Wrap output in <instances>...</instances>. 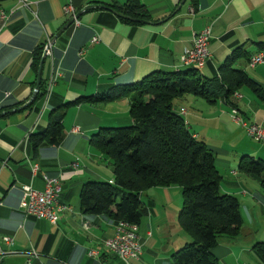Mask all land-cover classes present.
Instances as JSON below:
<instances>
[{
	"label": "crops",
	"instance_id": "0c3cea01",
	"mask_svg": "<svg viewBox=\"0 0 264 264\" xmlns=\"http://www.w3.org/2000/svg\"><path fill=\"white\" fill-rule=\"evenodd\" d=\"M115 1L124 4L127 0ZM109 2L24 0L27 6H19L16 0L0 6L5 11L16 8L6 24L0 21V109L5 108L0 113L29 100L37 77L32 69L33 54L53 40L43 65V88L33 103L0 116L1 264H124L103 246L114 235L116 223L106 215L81 212L79 194L84 183H113L111 164L89 144L91 136L100 129L132 124L129 105L133 89L151 74L195 69L185 66L181 56L193 37L206 28L211 29L210 55L204 68L196 70L200 76L216 77L220 66L235 55L244 54L250 60L264 52V0H186L182 5L181 0H141L149 20L137 25L124 23L104 9H88L78 18L79 26L72 24L54 39L70 20L67 6L72 5L78 13L85 6ZM94 37L98 41L91 43ZM248 62L238 57L234 67L264 92V63L251 68ZM51 77L54 85L45 100L43 93ZM242 88L227 100L210 103L199 98L207 103L206 112L178 108L195 139L206 143L207 135L197 130L209 122L208 117L214 115L211 109L219 103L216 117L229 137L232 151H225L221 162L225 171L230 170L223 180V194L238 199L242 226L237 234L218 239L212 250L216 264H264L254 248L264 243V189L256 178L238 173L237 165L232 170L242 156L264 160V148L249 146L248 140L254 141L229 118L233 109L248 123L264 126V99L248 88L240 93ZM109 97L115 99L103 100ZM58 117L61 139L56 144L43 143L34 155L30 136L43 132L50 120ZM201 136L204 139H199ZM206 144L215 155L216 167L213 150L221 149ZM35 164L38 170L33 175ZM43 175L58 178L60 183L57 202L65 209L54 225L24 217L20 209L27 188L44 190ZM139 199L145 213L137 231L140 255L132 264H173L171 255L191 239L177 223L181 188L154 187L142 192ZM91 251L96 255L90 256Z\"/></svg>",
	"mask_w": 264,
	"mask_h": 264
},
{
	"label": "trees",
	"instance_id": "16d2710c",
	"mask_svg": "<svg viewBox=\"0 0 264 264\" xmlns=\"http://www.w3.org/2000/svg\"><path fill=\"white\" fill-rule=\"evenodd\" d=\"M11 1L16 0H0V6ZM105 5L125 17L119 18L124 23L137 25L149 20L141 0H127L124 4L110 0ZM41 56L39 48L32 60L35 73ZM238 57L249 61L247 55H235L220 66L214 78L198 75L195 68L154 73L134 87L129 105L132 124L100 129L89 140L109 160L113 183H84L79 194L82 214L106 215L115 223L125 221L139 226L145 213L139 199L141 193L154 187L179 186L182 205L177 223L192 241L171 255L173 264H216L212 250L218 239L237 234L242 226L240 204L234 196L219 192L221 176L215 167V155L206 143L195 139L184 118L175 111L174 101L191 95L214 103L227 100L241 87L264 99L260 87L234 67ZM42 86L41 79L40 90ZM108 99L115 97L103 100ZM62 135L61 117L51 119L43 132L30 136L32 152L35 155L43 143L56 144ZM237 172L256 178L264 189V160L242 156ZM254 248L264 259V243H257Z\"/></svg>",
	"mask_w": 264,
	"mask_h": 264
},
{
	"label": "built area",
	"instance_id": "2783aa9c",
	"mask_svg": "<svg viewBox=\"0 0 264 264\" xmlns=\"http://www.w3.org/2000/svg\"><path fill=\"white\" fill-rule=\"evenodd\" d=\"M19 6H27L24 0H17ZM16 8L8 11L0 9V21L6 24L11 16L14 14ZM65 13L68 16H74V9L71 5L67 6ZM75 26L79 25L78 22L74 23ZM211 37V29L206 28L193 37L192 44L186 48L181 56L182 63L185 66H199L202 69L210 55L209 40ZM97 37H94L91 42L96 43ZM49 45L43 48L45 56L49 53ZM264 63V54L257 55L253 60H249L248 66L253 68L255 65ZM54 85V77H51L45 86L44 99L47 100L51 88ZM8 95L6 94V97ZM229 118L237 125L241 126L248 137L257 143H264V126L257 123H248L245 121L236 110H231ZM38 170V165L32 166V174L35 175ZM45 183L43 191H36L32 188H27L24 191L20 209L24 217H34L37 219L47 220L50 224H55L58 220L59 213L65 208L58 204L57 198L60 192V183L58 178L48 177L43 175ZM84 226H87L86 223ZM138 226L135 224L127 223L125 221L116 222L114 235L105 240L103 246L112 254H115L124 264H132L140 255V245L138 242ZM6 243L10 242L9 238L3 239ZM1 254V252H0ZM90 256H95L96 253L89 252ZM32 256H36L32 253ZM1 264V258H0ZM26 264H29L26 262Z\"/></svg>",
	"mask_w": 264,
	"mask_h": 264
},
{
	"label": "rangeland",
	"instance_id": "374dc122",
	"mask_svg": "<svg viewBox=\"0 0 264 264\" xmlns=\"http://www.w3.org/2000/svg\"><path fill=\"white\" fill-rule=\"evenodd\" d=\"M104 6H106V5H104ZM76 14H78V13H76V11L74 10V16L73 17L69 16L70 19H74L73 24L75 22H78V19H75ZM79 25H77V26H79ZM50 42H51V40H49L47 45H49ZM245 90L248 91L247 88H245V87L242 88L240 93H245L246 92ZM248 94H250V93H248ZM180 107L185 108L189 111H191V109H202L204 112H206L208 110L207 109L208 105H207V103H205V101H203L202 99H199V98L192 97L191 95H185L182 98H179V99L174 101V109L178 114H180V112H179V109H181ZM220 109H221V106L219 103H217L216 107L211 109V110H213V113H214V115H212L213 117L212 118L208 117V119H207L210 123L207 122L204 125L203 129L197 130V133H199L200 135L206 134L207 138H206L205 142L210 144L212 147H215L216 149H221L220 152H219V150H213V151L216 154L217 161H218L216 164V169L220 173V176H222V178H223L221 183H220V187L222 189L220 188V191H219L221 194H223V189L225 191V184L223 183V180H225V174H227L230 170L225 171V166H223L221 164V162L225 161V151H232V150H231L230 145H228L229 137L227 135V132L223 126L219 127L220 122L218 121V119L216 117L217 115H219ZM214 116H215V119H214ZM186 119H187V121H189L188 118H186ZM189 131L192 132L193 130L192 131L189 130ZM199 139H204V137L201 136V137H199ZM248 141L250 142L249 146H251L252 148H254V147L255 148H258V147L264 148V145L254 143L250 140H248ZM222 153H223V155H222ZM236 165H237V162H235V165L232 168V170H236ZM181 204H182V199H181ZM189 240H190L189 243H191L192 240L191 239H189Z\"/></svg>",
	"mask_w": 264,
	"mask_h": 264
},
{
	"label": "water",
	"instance_id": "95a60500",
	"mask_svg": "<svg viewBox=\"0 0 264 264\" xmlns=\"http://www.w3.org/2000/svg\"><path fill=\"white\" fill-rule=\"evenodd\" d=\"M186 0H181V5L185 2ZM105 9V10H108L110 11L111 13H113L115 16H117L118 18H125L123 17L121 14H119L117 11L115 10H112L111 8L107 7V6H104V5H96V4H91V5H88V6H85L82 10H80L78 12V14H76L75 16V19H78L80 17V15L85 12L86 10L88 9ZM126 19V18H125ZM134 22H138L136 20H132ZM74 22V19H70L58 32L57 34L55 35L54 39H56L66 28H68L69 26H71ZM141 23H146L145 21H139ZM53 42V40L51 41V43ZM44 61H45V53H42V56H41V59H40V62H39V65H38V71H37V77H36V84H35V88H34V91L31 95V97L29 98V100L23 104L22 106H19V107H16L14 109H11V110H8V111H5V112H1L0 113V116H4V115H8V114H11V113H15V112H18V111H22L24 110L25 108H27L28 106H30L34 99L36 98V95H37V92L39 91V88H40V83H41V75H42V70H43V64H44Z\"/></svg>",
	"mask_w": 264,
	"mask_h": 264
},
{
	"label": "bare ground",
	"instance_id": "6f19581e",
	"mask_svg": "<svg viewBox=\"0 0 264 264\" xmlns=\"http://www.w3.org/2000/svg\"><path fill=\"white\" fill-rule=\"evenodd\" d=\"M260 54H264V52H261ZM257 55H259V54H257ZM256 55V56H257ZM256 56H253L250 60H253ZM198 70H201L202 69V67H199V66H195Z\"/></svg>",
	"mask_w": 264,
	"mask_h": 264
}]
</instances>
